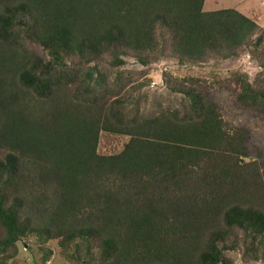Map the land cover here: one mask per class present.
<instances>
[{"label": "trees", "instance_id": "1", "mask_svg": "<svg viewBox=\"0 0 264 264\" xmlns=\"http://www.w3.org/2000/svg\"><path fill=\"white\" fill-rule=\"evenodd\" d=\"M205 2L0 0V264L31 235L58 238L78 264H230L241 247L264 263V162L246 160L249 130L228 126L199 76L164 69L169 102L152 77L123 78L130 59L249 52L263 76L238 69L226 84L264 109V29ZM102 131L129 139L102 153Z\"/></svg>", "mask_w": 264, "mask_h": 264}, {"label": "rangeland", "instance_id": "2", "mask_svg": "<svg viewBox=\"0 0 264 264\" xmlns=\"http://www.w3.org/2000/svg\"><path fill=\"white\" fill-rule=\"evenodd\" d=\"M236 7L245 14L254 18L264 29V0H206L205 9H217L222 7ZM132 57H127V59ZM106 59V67L110 64ZM125 67L127 79L130 75L133 78L143 80L152 77V82L147 86L151 92L169 102L167 88L164 85L163 70L167 69L178 77L199 76L209 84L208 91L211 98L218 102L228 126H241L249 130L246 143L249 156L246 160H259L264 162V109L246 106L237 97V85L232 81L228 86L226 78L233 71H247L251 79L262 77V68L257 61L251 57L249 52L239 57L212 61L206 64L186 65L181 64L177 59L165 58L159 63L151 66H143L130 59ZM147 68V69H146ZM110 71V70H109ZM130 71V72H129ZM112 74L115 70L110 71ZM139 75V77L137 76ZM135 81V80H134ZM264 82V81H262ZM129 135L108 133L102 131L98 144V150L102 153H116L122 150ZM0 154L3 151L0 150ZM17 254L10 260L12 264H78L76 260L64 255L59 239L52 238L46 242H40L35 236L24 237L16 243ZM15 247L8 248L5 252L14 251ZM49 253L45 263V253ZM230 264H264L263 261H255L244 255V248L230 250L227 254Z\"/></svg>", "mask_w": 264, "mask_h": 264}]
</instances>
